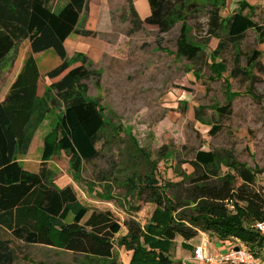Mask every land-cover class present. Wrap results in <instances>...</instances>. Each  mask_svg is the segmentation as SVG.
<instances>
[{
    "label": "trees",
    "instance_id": "1",
    "mask_svg": "<svg viewBox=\"0 0 264 264\" xmlns=\"http://www.w3.org/2000/svg\"><path fill=\"white\" fill-rule=\"evenodd\" d=\"M51 1L0 0V63L23 40L28 41L31 55L52 49L59 58V63L46 73L55 80L41 97L37 95L38 68L30 55L0 101V226L10 236L0 240V264H13L12 240L60 247L75 258H84L80 260L82 264H119L114 255V238L122 227L119 220L109 209L82 203L70 185H56L44 164L55 147L70 154L74 167L96 158V143L106 127L102 107L87 97L85 81L98 72L91 69L92 63L84 53L76 52L68 58L64 48L71 33H95L76 28L88 0H64L58 12L53 11ZM146 1L149 15L142 19L133 1L126 0L129 35L145 30L146 25L155 27L156 34L167 33L177 22L186 23L200 14L206 17L207 33L218 38L220 45L238 47L248 30L264 35V24L254 19L256 6L244 2L222 16L225 0ZM185 26H180L175 54L196 62L205 50L188 38ZM216 53L211 52L214 57ZM257 56L258 52H253V57ZM212 65L216 74L224 68L221 61L212 60ZM231 75L247 74L235 63ZM51 92L62 103L56 125L59 137L55 144L44 141L39 169L28 171L17 155L27 151L36 129L51 112ZM215 110L220 116L229 114L231 103L216 106ZM216 129L212 125L211 134ZM188 164L192 167L189 173L174 169L180 177L177 181L159 183L156 172L144 179L138 194L146 191L147 201L166 217L155 228L153 218L145 226L133 218L124 222L127 231L118 243L132 247L128 248L133 254L131 264L152 260L159 264L179 263L171 260L164 249L166 242L177 235L188 241L198 233H207L222 243L238 240L257 254L264 251V239L252 225L264 220V184L256 180L264 170H253L231 151L216 148L197 149ZM29 205L35 216L29 215ZM148 245L152 251L146 248ZM136 253L150 255L151 260H138Z\"/></svg>",
    "mask_w": 264,
    "mask_h": 264
},
{
    "label": "rangeland",
    "instance_id": "2",
    "mask_svg": "<svg viewBox=\"0 0 264 264\" xmlns=\"http://www.w3.org/2000/svg\"><path fill=\"white\" fill-rule=\"evenodd\" d=\"M132 1L139 15L149 12L146 0ZM225 2L222 16L242 7L241 2H244L256 6L254 19L264 24V0ZM64 3V0H52L53 11L58 12ZM103 4L109 9L110 30L93 31L96 35L91 34L92 39L78 44L86 51L91 69L98 72L85 81L87 97L98 102L106 119V127L96 143L98 155L74 167L70 154L55 147L44 164L56 185H70L85 205L109 209L114 214L122 226L114 240L115 259L121 264H131L130 245L118 243L126 234L124 222L133 218L145 226L153 218L155 228L166 217L162 210L147 201L146 191L138 194L146 177L156 172L159 183L179 180V172L192 171L188 160L199 148L231 151L251 169L264 170V35L248 30L238 47L220 45L218 38L207 33L206 17L202 14L188 18L186 23L177 22L167 33L156 34L155 27L146 25L145 30L129 35L126 0H91L88 24L98 27ZM182 23L186 24L188 38L205 50L196 62L175 54ZM78 28L81 32L85 30L82 26ZM214 50L217 51L215 57L211 54ZM255 51L258 56L254 58ZM30 55L28 41L23 40L0 63V99ZM31 56L38 68L37 85L43 95L48 84L55 80L49 79L46 73L59 63V58L52 49ZM212 60L221 61L224 68L219 74L213 70ZM235 63L247 75L233 77L231 71ZM49 95L53 100L51 112L36 129L27 151L17 155L23 168L32 172H36L42 162L44 141L55 144L59 137L56 125L62 103L52 92ZM228 102L231 112L220 116L215 107ZM212 125L218 129L211 134ZM256 180L264 184V172L258 173ZM30 202L33 201L29 199ZM27 208H30L29 215L35 216L30 205ZM19 221L22 222L23 217ZM252 225L254 228V223ZM2 236L10 238L7 231ZM202 242L207 244V254L223 251L233 244L222 243L211 234L198 233L190 247L169 240L164 249L171 260L179 262L177 264H200L193 261L192 252ZM11 245L15 254L13 264H82L80 260H84L60 247L47 248L20 240H12ZM146 248L153 250L150 245ZM184 253L188 255L185 263L181 262ZM136 255L138 260H151L150 255ZM144 264L159 262L152 260Z\"/></svg>",
    "mask_w": 264,
    "mask_h": 264
},
{
    "label": "built area",
    "instance_id": "3",
    "mask_svg": "<svg viewBox=\"0 0 264 264\" xmlns=\"http://www.w3.org/2000/svg\"><path fill=\"white\" fill-rule=\"evenodd\" d=\"M254 229L264 239V220L256 221ZM237 246L238 250H233ZM207 244L202 242L194 247L192 259L200 264H264V251L257 254L251 248L238 240L234 241L230 248L225 251L206 253Z\"/></svg>",
    "mask_w": 264,
    "mask_h": 264
},
{
    "label": "crops",
    "instance_id": "4",
    "mask_svg": "<svg viewBox=\"0 0 264 264\" xmlns=\"http://www.w3.org/2000/svg\"><path fill=\"white\" fill-rule=\"evenodd\" d=\"M88 5H87V10H85L80 18H79V21H78V24H77V29H80L78 27H83V29L85 30H90V31H95L97 33H106L110 30L111 28V18H110V14H109V9L107 8V6H105L103 4V7H101L100 9V15H101V19L99 18V21H98V27H92L91 25L88 24V16H89V12H90V9H89V3L91 2V0H88ZM135 7V6H134ZM149 7V6H148ZM136 9V7H135ZM149 10V9H148ZM137 11V10H136ZM87 12V13H86ZM138 12V11H137ZM84 14V15H83ZM140 14V13H138ZM83 15V16H82ZM149 15V12L146 14V15H139V16H142L141 18L143 19L144 17L148 16ZM82 17H84V19H81ZM83 20V21H82ZM150 29V28H149ZM92 39V37L88 36H83L79 33H71L64 41V48H65V51H66V54H67V57L68 58H72L74 56V54L76 52H81V53H84L85 55L87 54L86 51L82 50L80 47H79V43L85 41V39ZM87 56V55H86ZM43 93V91L40 89L39 85H37V95L38 96H41ZM3 99V98H2ZM0 99V101L2 100ZM40 166V165H39ZM39 169V168H38ZM64 186V185H63ZM62 187V186H60ZM122 229V227H121ZM121 231V230H120ZM127 231V230H126ZM5 234V229L2 228L0 226V240H5L7 238H5V236H2V234ZM120 233V232H119ZM198 235L195 237L197 238ZM191 239V240H188V241H184L180 236H175V238L173 240H177V241H180V243L182 242L185 246H188L190 247L192 245V241L195 239ZM116 239V236L114 238V240ZM33 245H39V246H42V247H47V248H53V246H49V245H42V244H33ZM12 246V245H11ZM13 248V247H12ZM114 249H115V244H114ZM227 250V249H225ZM223 250V251H225ZM70 252V251H68ZM184 257H183V260L181 262L185 263V261L188 259V255L186 253H184ZM15 260V259H14ZM122 262V260H121ZM119 264H121L119 262ZM123 264V262H122Z\"/></svg>",
    "mask_w": 264,
    "mask_h": 264
},
{
    "label": "water",
    "instance_id": "5",
    "mask_svg": "<svg viewBox=\"0 0 264 264\" xmlns=\"http://www.w3.org/2000/svg\"><path fill=\"white\" fill-rule=\"evenodd\" d=\"M233 250H238V247H237V246H235V247L233 248Z\"/></svg>",
    "mask_w": 264,
    "mask_h": 264
}]
</instances>
